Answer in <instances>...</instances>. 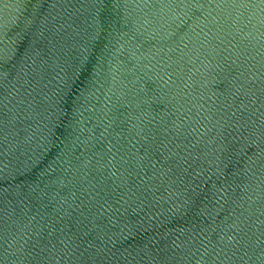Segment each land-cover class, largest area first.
Wrapping results in <instances>:
<instances>
[{
  "label": "water",
  "instance_id": "1",
  "mask_svg": "<svg viewBox=\"0 0 264 264\" xmlns=\"http://www.w3.org/2000/svg\"><path fill=\"white\" fill-rule=\"evenodd\" d=\"M0 264H264V0H0Z\"/></svg>",
  "mask_w": 264,
  "mask_h": 264
}]
</instances>
